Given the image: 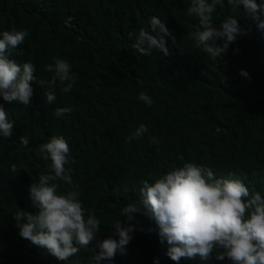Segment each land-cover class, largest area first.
Returning <instances> with one entry per match:
<instances>
[{
  "label": "trees",
  "instance_id": "16d2710c",
  "mask_svg": "<svg viewBox=\"0 0 264 264\" xmlns=\"http://www.w3.org/2000/svg\"><path fill=\"white\" fill-rule=\"evenodd\" d=\"M190 4L191 0H0V38L13 28L30 33L22 45L9 49V58L34 64L37 78L29 106L8 104L0 97L14 123L12 137L0 135V264H92L91 256L99 252L97 241L112 234L115 221L124 220V207L141 201V182H154L185 162L210 167L217 178L238 177L250 192L264 196V32L242 5L219 0L213 13L216 27L235 17L246 33L213 60L196 47L191 35L199 21L187 15ZM153 16L175 37V44L172 36L165 38L168 55L158 49L143 55L132 48L135 37L129 34L150 31ZM53 57L72 66L76 83L69 92H63L58 81L50 85L54 73L46 68L54 64ZM48 91L56 95L52 104L46 100ZM141 92L152 98L151 107L139 100ZM57 107L72 111L57 117ZM140 124L149 131L128 142ZM54 135L67 140L75 162L66 167L73 170L79 199L101 221L97 241L67 261L23 239L13 218L20 210L35 214L30 185L41 174H54L51 160L37 153ZM20 136L29 139L28 147L21 145ZM150 136L159 144H152ZM13 164L17 173L11 170ZM58 183L61 193L72 188ZM135 215L137 230L126 254L118 252L99 264H176L166 254L167 243H160L156 223ZM179 264L231 261L218 260L213 253L207 259L181 258Z\"/></svg>",
  "mask_w": 264,
  "mask_h": 264
},
{
  "label": "clouds",
  "instance_id": "9594fccd",
  "mask_svg": "<svg viewBox=\"0 0 264 264\" xmlns=\"http://www.w3.org/2000/svg\"><path fill=\"white\" fill-rule=\"evenodd\" d=\"M217 3L219 0H191L187 8V15L199 21V27L191 33L196 47L213 60L226 54L238 36L246 33L235 17L227 18L219 28L216 27L213 13ZM228 4L233 7L242 5L264 32V0L260 3L257 0H228ZM150 29H141L138 35L129 34L130 39L135 37L132 48L143 55H151L153 49L168 55L165 38L172 33L155 16L150 19ZM29 35L27 30L13 28L3 31L0 38V97L8 104L19 102L29 106L34 96L35 65L31 62L18 64L9 58V49L22 45ZM218 40L222 43H217ZM172 41L175 44L174 36ZM53 60L54 64L46 68L54 73L50 85L54 87L58 81L62 91L69 92L76 83L72 66L65 59L53 57ZM241 75L247 77L248 73L241 70ZM45 95L48 104L56 100L53 91ZM139 100L149 107L153 104L145 92L139 94ZM71 111L69 107H57L55 115L62 117ZM13 128L14 123L8 119L4 105L0 104V135L12 137ZM148 131L144 124H140L126 140L131 142L142 138ZM149 140L154 145L159 144L155 137L150 136ZM20 143L28 147L29 139L20 136ZM37 154L44 160H51L50 168L54 174H41L38 182L30 185L31 206L36 210L35 214L20 210L13 214V218L23 239L57 260L67 261L81 248L86 249L97 241L101 221L95 210L86 209L79 199L78 185L73 184V170L66 167L75 161L70 159V146L65 137L52 136L47 143L39 145ZM179 159L184 158L180 156ZM11 170L17 173L15 164ZM235 175L230 173L232 177ZM59 181L72 186L71 190L61 193ZM141 183V201L124 207V220L115 221L112 234L97 241L99 252L91 256L92 264L113 259L118 252L126 254V246L137 230L138 222L133 223L137 213L156 223L160 243H167L166 254L176 264L181 258L199 255L207 259L213 253L218 260L227 259L231 264H264V196L260 192H250L240 178H217L210 167L185 162L160 175L154 182L146 179Z\"/></svg>",
  "mask_w": 264,
  "mask_h": 264
}]
</instances>
